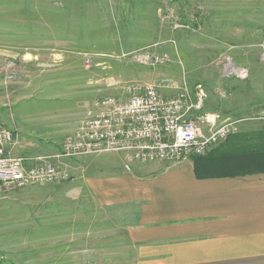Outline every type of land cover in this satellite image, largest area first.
<instances>
[{
    "label": "rangeland",
    "instance_id": "obj_1",
    "mask_svg": "<svg viewBox=\"0 0 264 264\" xmlns=\"http://www.w3.org/2000/svg\"><path fill=\"white\" fill-rule=\"evenodd\" d=\"M2 1L39 5L36 20L45 24L43 35L50 13L42 8L50 4L60 12L68 3L80 6L72 13L74 25L84 13L92 19V26L76 29L83 38L76 35L74 45L41 50L62 52L61 62L24 67L31 75H22L16 87H5L0 73V122L23 146L13 156L56 155L95 113L97 100L127 99L128 86L137 83L154 84L169 95L186 84H202L210 93L206 110L231 119L254 118L243 120L230 136L264 128V0ZM4 47L0 44V51ZM157 55L166 59L150 64L142 58ZM72 70L69 87L50 83L63 80L53 73ZM124 159L116 152L86 155L67 162L71 181L0 194V264H136L128 229L136 210L97 204L94 186L100 177L124 170Z\"/></svg>",
    "mask_w": 264,
    "mask_h": 264
},
{
    "label": "crops",
    "instance_id": "obj_2",
    "mask_svg": "<svg viewBox=\"0 0 264 264\" xmlns=\"http://www.w3.org/2000/svg\"><path fill=\"white\" fill-rule=\"evenodd\" d=\"M65 5L61 12L56 4L42 8L50 13L49 31L43 35L45 24L36 20L39 5L25 8L0 0V44L5 45L0 51V73L5 87L17 84L22 75L30 76L25 68L39 67L40 61L61 62L62 52L41 50L67 49L78 36L83 38L76 29L92 26L87 13L74 25L72 13L81 7ZM73 71L70 75L55 72L52 77L63 80L49 81L56 87H69L66 77H74ZM84 82L89 84L88 79ZM227 143L189 160L135 161L130 170L124 167L96 180L97 204L136 210L128 228L136 264H264V172L226 170L225 157L214 156L221 155L218 151ZM22 149L18 140L13 154L19 155Z\"/></svg>",
    "mask_w": 264,
    "mask_h": 264
},
{
    "label": "built area",
    "instance_id": "obj_3",
    "mask_svg": "<svg viewBox=\"0 0 264 264\" xmlns=\"http://www.w3.org/2000/svg\"><path fill=\"white\" fill-rule=\"evenodd\" d=\"M261 48L264 64V43ZM142 58L150 64L166 59L159 55ZM220 96L226 98L227 94ZM209 99L202 84H186L170 95L154 84H132L127 99L107 96L97 100L95 113L66 140L59 153L35 158L12 155L17 137L0 122V194L32 184L71 181L67 162L91 154L123 153L127 170L135 161L178 162L204 156L237 132L245 120L206 110Z\"/></svg>",
    "mask_w": 264,
    "mask_h": 264
},
{
    "label": "trees",
    "instance_id": "obj_4",
    "mask_svg": "<svg viewBox=\"0 0 264 264\" xmlns=\"http://www.w3.org/2000/svg\"><path fill=\"white\" fill-rule=\"evenodd\" d=\"M225 157L226 170L235 173L264 172V128L240 132L230 136L228 143L218 151Z\"/></svg>",
    "mask_w": 264,
    "mask_h": 264
}]
</instances>
